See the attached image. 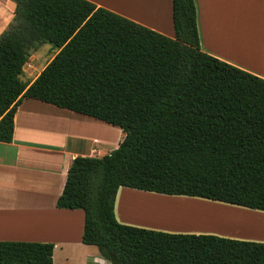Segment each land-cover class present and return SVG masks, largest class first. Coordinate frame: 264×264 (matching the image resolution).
<instances>
[{
    "label": "trees",
    "instance_id": "trees-1",
    "mask_svg": "<svg viewBox=\"0 0 264 264\" xmlns=\"http://www.w3.org/2000/svg\"><path fill=\"white\" fill-rule=\"evenodd\" d=\"M0 34V142L23 99L120 128L77 157L57 208L83 210L82 241L111 264H264V242L121 223L122 188L264 213V79L201 49L195 0H172L170 38L89 0H11ZM58 53L31 83L32 50ZM53 243L0 241V264H54Z\"/></svg>",
    "mask_w": 264,
    "mask_h": 264
},
{
    "label": "crops",
    "instance_id": "crops-1",
    "mask_svg": "<svg viewBox=\"0 0 264 264\" xmlns=\"http://www.w3.org/2000/svg\"><path fill=\"white\" fill-rule=\"evenodd\" d=\"M6 1L0 5V34L15 14V4ZM89 1L175 37L172 0ZM195 1L202 51L264 79V0ZM14 123L13 141L0 142V241L53 243L54 264H111L96 246L83 243L84 211L56 205L74 159L105 156L100 150L111 125L34 99H23ZM118 130L116 148L124 138ZM172 199L122 188L116 201L117 218L123 224L170 232L169 225L141 213L152 208L145 204L168 207ZM210 203L217 204V210L242 209ZM251 238L264 242V238L238 239Z\"/></svg>",
    "mask_w": 264,
    "mask_h": 264
},
{
    "label": "rangeland",
    "instance_id": "rangeland-1",
    "mask_svg": "<svg viewBox=\"0 0 264 264\" xmlns=\"http://www.w3.org/2000/svg\"><path fill=\"white\" fill-rule=\"evenodd\" d=\"M8 2L6 0H0V5H5ZM58 53L57 50L53 48L50 44H45L39 47L37 50H32L30 53V58L28 63L24 69L23 80L26 83H30L33 81L39 74L44 70V68L48 65V63L55 57ZM120 129V128H119ZM108 134V140L105 146L101 147L102 153L104 155L112 152L116 149L114 143L115 139L118 137V128H114L113 126H109L106 129ZM99 132H103V129H100ZM173 199L171 200V205L168 207L160 205L161 203L152 204L156 207H161L162 211H166L167 213H171L170 216L177 218L173 221H169L168 223H161L164 225H169L171 227L170 233H190V234H213L222 237H229L230 235H225L221 233L220 229H226L230 231H234L244 234H250L252 232H261L263 234L254 238H262L260 235L264 236V230L259 229V231H255V228H251V224H244L239 221L241 218H248L255 216L261 217L263 214H258V212H251L249 210L236 209L225 207L222 210H217V204L210 203L207 200L195 199V198H177L175 196H171ZM149 203V202H145ZM150 204V203H149ZM226 205V204H225ZM171 208H175L180 210L179 215L177 213L174 214L169 211ZM218 211V212H217ZM179 217V218H178ZM254 217V218H255ZM185 221V222H184ZM251 226V227H250ZM226 232V231H224ZM230 233V232H229ZM232 234V233H230ZM240 235L241 237L243 235ZM240 236H234L235 238H239ZM245 236V235H244ZM251 236V235H250ZM249 236V237H250ZM246 237V236H245ZM237 238V239H238ZM244 238V237H243ZM264 238V237H263ZM242 239V238H241ZM256 241L257 239H252ZM76 264H79L78 262Z\"/></svg>",
    "mask_w": 264,
    "mask_h": 264
},
{
    "label": "bare ground",
    "instance_id": "bare-ground-1",
    "mask_svg": "<svg viewBox=\"0 0 264 264\" xmlns=\"http://www.w3.org/2000/svg\"><path fill=\"white\" fill-rule=\"evenodd\" d=\"M145 205H151V207L152 208H149V206H146L145 208H149L148 209V211H143L141 214H147V216L148 215H151L152 217L151 218H154L155 220H157V221H161V222H164V223H168L169 221L171 222V221H173V220H175V219H177V218H174V217H171L170 216V214L171 213H167L166 211H162V209H161V207H156V206H154V205H152V204H145ZM169 211L170 212H172V213H174V214H176L177 215V213H178V215H179V212H181L180 210H178V209H175V208H171V210L169 209ZM251 211V210H250ZM255 212V211H254ZM182 213V212H181ZM141 216H143V215H141ZM255 216H253V217H251V215L248 217V218H241L239 221H241L242 223H244V224H251L252 225V227L251 228H253L254 229V227H256L255 228V231H259V229H263L264 230V216H261V217H255ZM179 218V217H178ZM169 222V223H170ZM185 222V221H184ZM254 226V227H253ZM219 230H224V231H226V232H224V231H221V233H223V234H225V235H230V236H240L242 233H237V232H232V231H230V230H226V229H220L219 228ZM232 233V234H230V233ZM255 233H257V232H255ZM254 232H252V233H248V234H242L243 236L242 237H245V238H250V237H255V236H257V234L259 235V233L260 234H263V233H261L260 231L257 233V234H255ZM251 235V236H250ZM253 235H255V236H253ZM250 236V237H249ZM263 235H260L259 237H262ZM241 237V236H240ZM258 237V236H257ZM263 238V237H262Z\"/></svg>",
    "mask_w": 264,
    "mask_h": 264
}]
</instances>
